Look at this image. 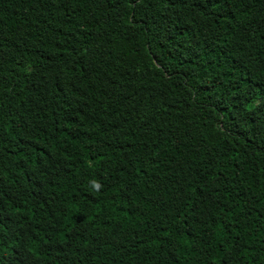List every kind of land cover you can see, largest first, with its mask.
<instances>
[{
	"label": "trees",
	"instance_id": "obj_1",
	"mask_svg": "<svg viewBox=\"0 0 264 264\" xmlns=\"http://www.w3.org/2000/svg\"><path fill=\"white\" fill-rule=\"evenodd\" d=\"M0 264H264V0H0Z\"/></svg>",
	"mask_w": 264,
	"mask_h": 264
}]
</instances>
